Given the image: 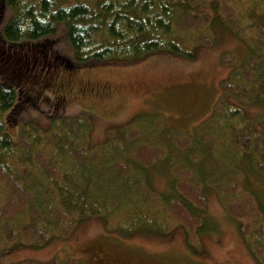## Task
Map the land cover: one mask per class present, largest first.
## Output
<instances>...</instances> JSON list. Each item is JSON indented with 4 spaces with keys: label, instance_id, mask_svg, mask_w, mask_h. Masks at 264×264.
<instances>
[{
    "label": "trees",
    "instance_id": "trees-1",
    "mask_svg": "<svg viewBox=\"0 0 264 264\" xmlns=\"http://www.w3.org/2000/svg\"><path fill=\"white\" fill-rule=\"evenodd\" d=\"M238 1L0 0V14L3 7L12 9L9 19L0 26V42L12 53L23 48L24 42L33 43L30 46L43 44L37 41L54 34L56 23L63 21L73 55L66 59L70 66L106 60L132 62L158 52L194 57L198 46L212 42L213 37L207 35L212 32L209 27L222 21L238 38L244 37L253 50L239 68L232 67L221 80L222 93L202 128L229 130L233 145L249 156L252 151L264 150V138L244 120L246 111L239 101L264 98V13L255 12V5L264 0H248L249 7L241 10L236 8ZM34 53L26 57H35ZM4 60L0 58V222L25 221L21 219L24 214L28 222L5 229L2 239L38 247L53 236L66 237L78 220L88 216L98 217L107 229L125 234L133 225L148 229L154 221L166 230L173 224L180 225L187 233V245L193 249L199 248L202 234L211 231L210 236L216 237L206 221L209 215L200 214L205 207L204 188L211 186L217 171V167L208 171L205 157L199 162L186 158L192 166H182L177 173L168 166L165 181L171 189L166 195L150 191L143 184L149 169L169 155H165L162 142H169L172 136L177 146L187 148L192 145L188 136L158 117L124 132L108 131L110 143H105L109 145H90L91 120L78 115L52 118L45 128L27 122L19 129L17 140L12 141L2 116L15 109L20 97L27 96L22 92L24 84L16 77L28 76L16 73V68H11L14 62L8 65ZM221 60L231 66L235 62L225 52ZM50 79L61 98L65 91L56 86L62 79L49 70ZM33 84L39 89L47 86L45 82ZM183 161L186 164L185 158ZM228 161L233 165L234 158ZM46 176L55 178L52 185ZM46 187H50L49 196ZM224 191L220 198L224 210L234 220L255 264H264V200L252 196L239 200L234 190ZM48 199L51 201L45 206ZM53 213L55 220L51 218ZM65 259L64 263L75 264L74 259ZM17 264L39 263L26 260Z\"/></svg>",
    "mask_w": 264,
    "mask_h": 264
},
{
    "label": "rangeland",
    "instance_id": "rangeland-1",
    "mask_svg": "<svg viewBox=\"0 0 264 264\" xmlns=\"http://www.w3.org/2000/svg\"><path fill=\"white\" fill-rule=\"evenodd\" d=\"M244 1H238L236 8L247 9L250 3ZM255 6L257 15L264 13L263 1ZM3 8L1 28L12 14L10 7ZM209 30L213 32L212 35L207 33L213 37L212 42L198 46L194 57L158 52L132 62L106 60L74 63L73 66L68 65L66 60L73 55L63 21L56 23L54 34L37 41L43 44L30 46L33 43L24 42L26 45L23 48L12 53L6 50L7 45L0 42V58H5L4 63L10 65L13 61L11 68L28 76L26 79L21 75L16 77H19L20 84H24L22 92L27 96L20 97L15 109L4 112L2 116L12 141L17 140L19 129L27 122L45 128L52 118L58 120L86 115L92 124L89 144L109 145L105 143L109 142L108 131L124 132L130 126H142L159 117L188 136L192 145L181 148L172 136L169 142H162L165 155L167 152L169 155L157 161L147 172L143 183L147 189L166 195L171 189L169 181H165L169 169L172 167L173 173H177L182 166H192L190 159L199 162L203 156L208 162V171L210 167L211 171L217 167L211 186L204 188L205 207L200 211L202 215H209L206 221L216 237L210 236L211 231L210 234H202L198 249L187 245V233L180 225L173 224L166 230L160 222L154 221L148 229L133 225L130 233L125 234L107 229L105 223L94 216L78 220L66 237L53 236L38 247L2 239L5 229L12 228L17 222H28L24 214L21 219L25 221L12 219L0 222V264H17L26 260H35L39 264L70 263H64L65 257L74 259L75 264H255L220 198L224 190L231 189L239 200L250 196L264 200V150L261 153L252 151V155L246 156L231 142L229 130H213L210 126L202 128L222 93L221 80L232 67L243 64L241 61L252 53L253 46L249 48L244 37L238 38L222 21H215ZM30 52H35V57L28 55L27 58L26 54ZM224 52L233 57L235 62L232 66L222 62ZM49 70L54 77L74 86L73 93H61L60 98L54 91L53 79L47 80ZM29 75L33 77L29 78ZM37 82H45L47 86L39 89L33 84ZM229 101H233L232 97ZM239 102L246 111L244 120L254 125L256 134L264 138V98ZM165 137L161 136V139ZM184 158L186 164L182 162ZM232 158L233 165L228 161ZM46 179L52 185L55 178L46 176ZM235 185L236 188L232 189ZM46 195H50V187H46ZM56 195L54 193V198ZM50 201L48 199L44 205ZM55 214H52L53 220L56 219Z\"/></svg>",
    "mask_w": 264,
    "mask_h": 264
},
{
    "label": "flooded vegetation",
    "instance_id": "flooded-vegetation-1",
    "mask_svg": "<svg viewBox=\"0 0 264 264\" xmlns=\"http://www.w3.org/2000/svg\"><path fill=\"white\" fill-rule=\"evenodd\" d=\"M57 90L63 89L65 92H71L74 89V86L72 87L71 84H67L66 82L61 80L60 84L56 86Z\"/></svg>",
    "mask_w": 264,
    "mask_h": 264
}]
</instances>
